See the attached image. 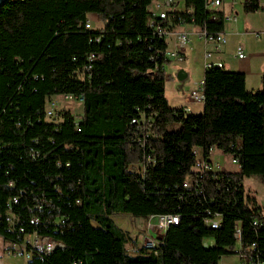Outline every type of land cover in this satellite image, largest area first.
Returning a JSON list of instances; mask_svg holds the SVG:
<instances>
[{
	"label": "trees",
	"instance_id": "1",
	"mask_svg": "<svg viewBox=\"0 0 264 264\" xmlns=\"http://www.w3.org/2000/svg\"><path fill=\"white\" fill-rule=\"evenodd\" d=\"M152 1L0 7V240L20 245L35 234L56 244L25 264H217L232 254L236 228L241 247L253 244L264 262V212L242 186L264 177V73L249 91L242 73L212 66L202 73L199 113L170 107L159 68L166 45L153 29L164 23L151 15ZM181 1L182 10L168 12L169 28L222 32L220 9ZM87 15L101 26L85 29ZM65 94L81 95L80 115L46 117L47 101ZM193 148L232 155L236 171L197 177ZM187 177L190 190L182 188ZM207 212L220 215L216 229L204 225ZM115 213L178 221L151 248L129 254Z\"/></svg>",
	"mask_w": 264,
	"mask_h": 264
},
{
	"label": "built area",
	"instance_id": "2",
	"mask_svg": "<svg viewBox=\"0 0 264 264\" xmlns=\"http://www.w3.org/2000/svg\"><path fill=\"white\" fill-rule=\"evenodd\" d=\"M247 3H252L256 6V10L254 12H259L264 20V0H245ZM242 2V0H241ZM221 3V0H207V7L216 8ZM172 1L171 0H153L152 1V10L151 15L156 17L158 20H161L164 24L160 25H154L153 29L156 33V35L159 38H162L164 42L166 39H168L170 36H172V41L174 48L173 50H163V52L160 53L162 57L167 60V62H172L174 64H181L184 60V52L183 49L189 44L190 37L189 34L185 31H176L172 32L169 28L170 25V19L168 18V12L172 11ZM95 16V15H94ZM223 20H229L234 21L235 17L233 15H226L223 16ZM84 28L88 29L90 28V23L88 21V18L86 19L84 23ZM199 30V29H198ZM256 34H261L264 36V28L260 32ZM255 34V35H256ZM198 37L203 40L204 43H211L214 46V49H220V47L224 44L225 39L221 32L218 33H207L204 30H199ZM97 39H95L96 41ZM209 54L208 52L204 51L203 53V63L202 67L203 70H206L212 66H216L218 68H222V65L220 63H212L207 60ZM235 57L237 59H242L245 57V55L242 53L240 47H236L235 49ZM165 67V63L162 62L160 65V69L163 70ZM63 101H73L77 103H81L82 97L79 96H73L71 94H65L60 96ZM187 99L191 103H200L202 102V79L199 81L192 82V87L189 90L187 94ZM185 111H188L186 108H184ZM54 115V112L51 110L45 111L46 117H51ZM134 123V120L131 121ZM142 130V129H141ZM198 151V154L196 153ZM195 154V161L194 165L192 167V172L197 175V177H200L202 174L207 172H216V171H226V172H234L229 169H227L224 166L218 165L216 161H214V157L218 154L223 155L228 158L229 163L231 165H234V167L237 169V160L230 154L222 153L221 151L215 149V148H209L206 155L203 156L202 152L199 150H195L193 152ZM145 161H148V158H145ZM236 171V170H235ZM192 187V178L187 177L184 179L182 183V188L184 189H191ZM208 214V212H207ZM261 218V217H260ZM12 218L7 219L8 222H11ZM178 221V217L176 215H170V214H158V215H149L144 219L143 229L145 235L148 237V239L144 238L147 242L144 244L138 243L137 241L134 242V244L129 241L126 246V250L129 254H134L136 250H138L140 247L144 248H151L155 243L158 242V239L161 237L163 232L167 229L170 225H175ZM220 221V215L217 213L208 214V218L204 221V225L208 226L209 229H216L218 227V223ZM263 221V219L259 220H253L252 226L257 227L260 225V223ZM157 232L159 234H157ZM151 235H155L152 239ZM233 238L235 240V243L232 248V254L229 256L221 257L219 261L222 258L227 257H236L239 264H264V262H261L257 260V257L253 254V249L255 248L253 244L241 247L240 241H239V231L236 228L233 233ZM151 240V242L149 241ZM55 243L51 241L47 237H41L37 236L35 234L26 235L23 237L22 242L20 245L15 244H5L3 245V252L6 255L11 256H19L23 257L26 261L30 259V257L34 254L40 255V254H47L50 251H52L55 247ZM129 248L127 249V247ZM218 261V262H219ZM218 264V263H217Z\"/></svg>",
	"mask_w": 264,
	"mask_h": 264
},
{
	"label": "crops",
	"instance_id": "3",
	"mask_svg": "<svg viewBox=\"0 0 264 264\" xmlns=\"http://www.w3.org/2000/svg\"><path fill=\"white\" fill-rule=\"evenodd\" d=\"M176 5L177 2L174 5L172 4V9L176 10ZM208 8L220 9L223 16L233 15L235 17L234 21L223 20L221 33L224 36L225 42L220 49H214L211 43H204L198 37L199 30L193 25L181 24L174 25L170 28L172 32L185 31L190 37L189 44L183 49V62L181 64L167 62L162 70L168 81H180L178 88L171 91V97L180 102L175 107L186 108L188 113H199L202 109V104L188 101L187 94L192 87V82L202 79L204 51L209 54L208 61L220 63L224 70L242 73L244 76V88L246 90H259L260 76L264 73V36L256 34L264 28L262 15L259 13V23L256 24L253 16L256 12L244 13L242 11L241 1L239 7L237 5L235 6L232 2L230 5L228 4L224 7L221 1L220 5L216 8ZM238 10L242 12V15L237 19L236 11ZM165 45L166 50H173L172 36L166 39ZM236 47H240L242 53L245 55L244 58L237 59L235 57Z\"/></svg>",
	"mask_w": 264,
	"mask_h": 264
},
{
	"label": "rangeland",
	"instance_id": "4",
	"mask_svg": "<svg viewBox=\"0 0 264 264\" xmlns=\"http://www.w3.org/2000/svg\"><path fill=\"white\" fill-rule=\"evenodd\" d=\"M172 4L174 5L175 2H177L176 10H182V3L181 0H171ZM223 2V5H230L231 2L240 6L241 0H221ZM233 5V4H232ZM223 7V6H222ZM150 10H152V6L149 7ZM233 12V10H232ZM237 13V19L242 15V12L240 10L236 11ZM255 23H259V12H256L254 15ZM88 21L90 23V28H97L101 26L100 22L97 20L96 16L94 15H87ZM225 22V21H224ZM180 81L178 82H171L167 79L164 82V93L165 97L168 101V105L175 107L176 105L180 104L179 101L174 100L171 97V91H174L178 88ZM198 104V103H196ZM46 110H51L52 112L56 113L57 111L61 110H67L70 112L73 116H78L81 113V104L73 101H63L61 97H54L50 98L47 101ZM193 150H197V148H193ZM198 154V151L196 152ZM214 161L218 163V165L224 166L227 169L231 171H235L236 168L234 165H231L229 163V160L227 157L218 154L214 157ZM242 186L245 192H249L250 195L253 196L255 203L257 206L260 207L261 212H264V177L260 176H250L243 179ZM111 220L113 223L120 228L121 230L127 232L129 235L130 240L134 244L135 241L138 243L144 244L147 241L145 240L148 237L144 233L143 224L144 219L141 217H131L127 214H121V213H115L110 215ZM157 234H159L157 232ZM152 239L155 237V235H151ZM145 238V239H144ZM151 242V240H149ZM207 244L210 245L211 241L209 239L203 240V245ZM5 245L0 240V264H25L26 260L23 257L19 256H11L6 255L2 251V247ZM129 246L127 247V249ZM218 264H239L236 257H227L222 258Z\"/></svg>",
	"mask_w": 264,
	"mask_h": 264
},
{
	"label": "water",
	"instance_id": "5",
	"mask_svg": "<svg viewBox=\"0 0 264 264\" xmlns=\"http://www.w3.org/2000/svg\"><path fill=\"white\" fill-rule=\"evenodd\" d=\"M7 0H0V7L6 2Z\"/></svg>",
	"mask_w": 264,
	"mask_h": 264
},
{
	"label": "bare ground",
	"instance_id": "6",
	"mask_svg": "<svg viewBox=\"0 0 264 264\" xmlns=\"http://www.w3.org/2000/svg\"><path fill=\"white\" fill-rule=\"evenodd\" d=\"M235 172V171H234Z\"/></svg>",
	"mask_w": 264,
	"mask_h": 264
}]
</instances>
